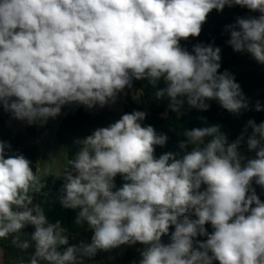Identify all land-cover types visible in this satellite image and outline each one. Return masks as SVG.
Returning a JSON list of instances; mask_svg holds the SVG:
<instances>
[{
  "label": "clouds",
  "instance_id": "clouds-1",
  "mask_svg": "<svg viewBox=\"0 0 264 264\" xmlns=\"http://www.w3.org/2000/svg\"><path fill=\"white\" fill-rule=\"evenodd\" d=\"M234 5L260 15L227 25V43L264 64V0H0V105L31 125L56 118L73 102L102 108L133 79L147 78L153 85L163 81L156 96H167L173 112L186 98L198 110L216 99L239 114L249 105L233 74L218 73L221 49L197 44L189 52L179 43L198 37L213 9ZM255 110H264L259 101ZM145 117L143 111L124 114L77 141L79 151L63 167L59 199L64 208L80 209L76 223L86 221L94 235L90 244L63 251L68 237L60 222L49 223L33 206L30 193L44 183L23 155L5 158L10 145L0 142V238L11 236L26 250L30 242L21 240V230L34 226L28 264H83L98 250L137 242L146 245L139 264H264V202L251 187L253 178L264 187V122H247L255 158L242 166L244 134L229 144L219 125L185 130L179 147H192L182 158L154 157V146L168 137L142 127ZM117 174L125 183L114 192ZM170 226L171 242L163 244ZM197 235L207 237L196 241L198 250Z\"/></svg>",
  "mask_w": 264,
  "mask_h": 264
},
{
  "label": "trees",
  "instance_id": "trees-1",
  "mask_svg": "<svg viewBox=\"0 0 264 264\" xmlns=\"http://www.w3.org/2000/svg\"><path fill=\"white\" fill-rule=\"evenodd\" d=\"M259 15L258 11H252L239 5L225 6L222 11L213 9L202 24L198 37L190 36L186 40L181 39L179 42L181 47L186 48L189 52L197 44H214V46L219 47L221 49V67L218 69V73L228 70L233 74L248 102L249 107L247 110L242 109L239 114H233L224 109L218 100L212 99L207 101L210 108L202 111L190 107L185 98V103L179 113L173 112L169 108L170 100L167 96L160 98L156 96V92L165 87L163 81L153 85L147 78L133 79L132 87H126L123 90L128 100L124 114L147 109L149 115L146 119L140 121L141 126L151 125L158 134L162 133L168 137L164 146H154V157L159 158L160 155L170 152L175 154L176 158H182L186 152L191 151L192 147L188 146L185 149L179 147L185 139L183 136L185 130L219 125L220 131L226 136L229 144L236 141L242 133L244 134V139L238 147L239 153L245 158L242 161V166L246 164L248 159L255 158V150L250 151L247 146V137L251 135L252 129L249 127L246 132H244V129L250 119L254 120L256 124L264 122V110H255L257 101L264 109V64L258 63L247 52L234 51L227 43L230 39V31L226 30V26L235 24L237 17H258ZM136 88L142 92L144 100L142 105H136L132 100V94ZM37 122L38 120L30 125L27 121L17 120L0 105V142L10 145V148L5 149V158L23 155L30 161V167L36 175L39 159ZM113 123H115V114L105 106L101 108L97 105L92 109H88L73 102L68 104V112L56 130V141L60 145H67L68 159H74L80 148L77 141L91 135L94 128L109 127ZM207 139H210V137ZM124 183L122 176L117 174L114 178L115 187L112 191L119 190ZM206 187L202 184L200 190L203 191ZM251 187L255 189V193L261 202H264V187L256 184L255 178L251 182ZM196 218L195 215L190 216V219ZM205 228L210 234L214 231L210 223L206 224ZM174 230V226H170L168 234L161 237L163 244L171 242L170 238ZM206 239V236L197 235L193 238V248L198 250L196 241H205ZM144 246L139 242L128 245L125 255L126 260L130 259V264H138L137 256ZM213 264H219V261H213Z\"/></svg>",
  "mask_w": 264,
  "mask_h": 264
},
{
  "label": "rangeland",
  "instance_id": "rangeland-1",
  "mask_svg": "<svg viewBox=\"0 0 264 264\" xmlns=\"http://www.w3.org/2000/svg\"><path fill=\"white\" fill-rule=\"evenodd\" d=\"M132 100L134 104L136 105H142L144 103L143 95L141 90L135 89L132 94ZM127 95L124 91L119 93L117 96V99L114 103L110 102L105 105L107 109L112 111L115 114V122L118 121L122 115H124L125 106L127 104ZM146 112V117H148L149 113L147 109L144 110H138ZM68 112V104L62 106L61 114L57 116L56 118H48L46 122L40 121L41 123V132L43 131V136L45 137L44 143L45 145L39 150L38 153L41 154L47 151V156H45V159L47 160V163L44 164L46 168H43L42 166V160L38 159V165L39 168L38 174L39 178L41 179L42 183L46 186L44 195L41 194V198L38 199L39 206L43 209L44 214L52 219L54 221V224L59 221L61 227H68L73 225L75 227L77 213L76 209H70V208H64L62 204L60 203L59 197L62 195V187L65 183L64 175H63V167L65 166L67 160H68V146L67 145H60L55 140L56 130L59 126V124L62 123L64 120L66 114ZM96 130L95 128L91 131V134ZM44 155V154H43ZM44 158V156H43ZM52 160V162L50 161ZM49 164H52L53 166V176L48 177V174L46 173V170L49 169ZM40 165V166H39ZM48 168V169H47ZM60 171V174L57 175V173ZM47 179V182L44 181ZM43 196V197H42ZM87 226L86 232L84 233L85 236L89 237V241L83 242L78 241L76 237H73L71 240L72 245H79L80 243L90 244L92 236L94 235V230L91 229L88 226V223L85 221L83 222ZM91 230V233L87 235V232ZM75 231V229H74ZM76 232V231H75ZM67 236V235H66ZM69 239V236H67ZM70 240V239H69ZM69 245H63L60 246V251H63L66 247ZM146 245L144 246V248ZM128 248V244L120 245L116 248L110 249V250H98L97 253L92 257H83V264H130V259L126 260V251ZM144 248L140 251V254L137 256V261L139 264V261L142 259L141 252L144 250ZM122 259V261H121Z\"/></svg>",
  "mask_w": 264,
  "mask_h": 264
},
{
  "label": "crops",
  "instance_id": "crops-1",
  "mask_svg": "<svg viewBox=\"0 0 264 264\" xmlns=\"http://www.w3.org/2000/svg\"><path fill=\"white\" fill-rule=\"evenodd\" d=\"M40 121L41 120L38 119V122L36 123V133H37V139H38L37 143H38V149L39 150L45 145V143H44L45 137L43 136V131L41 132L42 129H41ZM54 138L56 140V135ZM43 156H44V158H43ZM45 156H47V151L39 154V158L42 160L41 162H42L43 168H46L44 166V164L47 163ZM50 161L52 162L51 159H50ZM38 170H39V168H38ZM38 170H37V176L39 177ZM52 170H53V166H52V164H49V169L46 170L48 177L53 176ZM44 181L47 182V179H45ZM46 186L47 185H45L39 193H30L33 197V206L39 205L38 199L41 198V194L44 195ZM79 211H80V209L77 208L76 213L78 214ZM46 218H47V216H46ZM47 221L49 223L54 224V221H52V219L50 217L47 218ZM86 226L87 225L82 222L81 224H76L75 227L73 225V228H72V226H70V224H69V228L66 226L62 227L65 230V235L69 236V239H70V240L68 239V245L69 246H72L71 240L73 237H76L78 239V241L90 242L89 237L85 236V234H84L86 232V228H87ZM74 229L76 232L74 231ZM34 230H35L34 226H32V225H27L25 228H23L21 230V237H20L21 240L22 241L27 240L30 242V247L26 250H21V249L15 247L11 242V240H12L11 236L6 237V238H0V264H28L31 256L34 254V251H35V244H34V242L31 241V234L34 232ZM90 233H91V230L87 232V235H89ZM84 240H87V241H84ZM41 264H47V262L41 261Z\"/></svg>",
  "mask_w": 264,
  "mask_h": 264
}]
</instances>
